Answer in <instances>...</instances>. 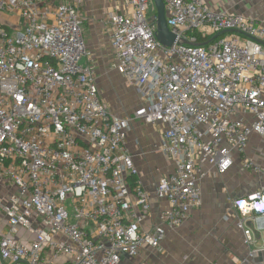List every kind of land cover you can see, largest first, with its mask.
<instances>
[{"label":"built area","instance_id":"1","mask_svg":"<svg viewBox=\"0 0 264 264\" xmlns=\"http://www.w3.org/2000/svg\"><path fill=\"white\" fill-rule=\"evenodd\" d=\"M207 1L163 0L171 44L149 18L153 0H125L106 19L115 68L141 95L134 117L161 126L172 165L151 227V192L131 183L132 117L101 94L84 0H0V264H125L202 206L204 163L225 174L236 152L242 170L264 172L246 156L250 136L264 137V20ZM233 207L251 247L237 264H250L264 188Z\"/></svg>","mask_w":264,"mask_h":264},{"label":"crops","instance_id":"2","mask_svg":"<svg viewBox=\"0 0 264 264\" xmlns=\"http://www.w3.org/2000/svg\"><path fill=\"white\" fill-rule=\"evenodd\" d=\"M104 1L84 0V24L86 20L92 21L99 18L102 21L101 29L105 31L106 40L113 51L110 44L109 27L105 24L108 14L105 15L107 8ZM207 2L212 9L241 12L264 20V15L258 14L255 10L257 4L263 0H208ZM98 4L99 7H97ZM115 9L128 10L125 1L122 8L115 7L109 10ZM93 14L94 17L91 16ZM96 26L97 23L93 28ZM96 30L93 29V31ZM95 40L96 38L91 39L90 43ZM114 64L112 68L122 78L124 85L128 89H135L138 95L136 99L139 103L136 108L127 114L117 115L132 117L128 147L139 170L141 183L151 192V214L145 225L148 226L151 222L152 227L159 222L160 212L169 206L165 199H159L156 196V188L161 175L170 172L172 165L168 163L160 150L161 126L147 124L134 117V112L142 102L141 95L134 85L128 84L125 78L118 73ZM133 98H135L134 95ZM256 141V148L264 151V137L255 133L249 138L247 151H249L250 145L251 150L255 152V146L254 149L251 146L255 145ZM141 151H144V154H141ZM247 151L246 155L248 153L250 157L255 156L253 152H251V156ZM241 162L242 156L235 152L234 164L225 174H219L214 166L204 163L201 169L206 174L200 182L203 196L202 206L194 210L181 226L174 230H168L160 247L152 248L143 245L140 254L127 259L125 264H150L149 262L151 264H237L245 258L251 247L245 244L244 234L237 226L239 218L233 207V200L264 188V172L244 171L241 169ZM252 248L256 251L250 259V264H264L262 234L255 233V243Z\"/></svg>","mask_w":264,"mask_h":264},{"label":"rangeland","instance_id":"3","mask_svg":"<svg viewBox=\"0 0 264 264\" xmlns=\"http://www.w3.org/2000/svg\"><path fill=\"white\" fill-rule=\"evenodd\" d=\"M124 1L125 0H105L104 2L107 8V12L105 15L108 14V12L110 11L109 9L111 8H115V7L122 8L124 6ZM97 7H99V4ZM105 9L103 10V13ZM255 10L258 14L264 15V0L263 2L257 4ZM154 13H157L156 7H152L149 10L148 13L149 18H151L154 15ZM91 16L94 17L95 15L93 14ZM95 23H97L96 26L97 28L96 27L94 28L97 30L93 31L94 29L93 26L95 25ZM101 26H102V21H100L99 18H96V20H92V21L86 20L85 24L83 25L84 35L87 42V50L90 53L91 57H93V59L95 60L97 82L98 85L100 86L102 96L105 102L107 103L109 109L111 110V112L115 114H127L128 112H131V110L136 108V106L138 105L139 102L136 99L138 95L135 89H128L124 85L122 78L116 73V71L113 70L112 65L115 63L116 55L114 51L111 50L108 44V40H106V33L105 31H102ZM93 38H96L95 40L96 42L94 41L90 43V40ZM133 95L135 96V98H133ZM254 146H255V152L251 150L250 145L248 147L249 151L247 152H249L250 155L252 154L251 152H253L255 156L250 157L248 153H247L248 156L247 155L246 156L248 158H251L257 164H262L261 167H264V151H260L258 148H256L257 141L256 144L251 147H253L254 149ZM141 154H144V151H141ZM242 159H243V155H242ZM149 263L151 264V262Z\"/></svg>","mask_w":264,"mask_h":264},{"label":"water","instance_id":"4","mask_svg":"<svg viewBox=\"0 0 264 264\" xmlns=\"http://www.w3.org/2000/svg\"><path fill=\"white\" fill-rule=\"evenodd\" d=\"M153 2H154L155 7L157 9V21H156L157 26H158L157 36L164 43L171 44L173 41H175L177 39V37L171 32V30L169 29V27L167 25L164 2H163V0H153ZM227 31L228 30H224L220 33H217L216 35L213 36L212 39L208 40L207 42H201L198 44H200V45L207 44V43L213 41L218 36L227 33ZM179 42L189 43L188 41L183 40V39H179Z\"/></svg>","mask_w":264,"mask_h":264},{"label":"trees","instance_id":"5","mask_svg":"<svg viewBox=\"0 0 264 264\" xmlns=\"http://www.w3.org/2000/svg\"><path fill=\"white\" fill-rule=\"evenodd\" d=\"M137 180H138V176H136V177H133L132 179H131V183H136L137 182Z\"/></svg>","mask_w":264,"mask_h":264}]
</instances>
